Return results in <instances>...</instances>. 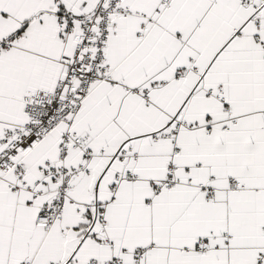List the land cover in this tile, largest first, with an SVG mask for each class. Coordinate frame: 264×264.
Listing matches in <instances>:
<instances>
[{"label":"snow or ice","instance_id":"snow-or-ice-1","mask_svg":"<svg viewBox=\"0 0 264 264\" xmlns=\"http://www.w3.org/2000/svg\"><path fill=\"white\" fill-rule=\"evenodd\" d=\"M0 264H264V0H0Z\"/></svg>","mask_w":264,"mask_h":264}]
</instances>
